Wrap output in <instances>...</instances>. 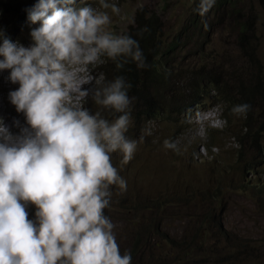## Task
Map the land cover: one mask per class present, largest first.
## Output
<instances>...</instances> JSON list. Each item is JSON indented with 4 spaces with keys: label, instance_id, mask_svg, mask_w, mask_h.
Segmentation results:
<instances>
[{
    "label": "rangeland",
    "instance_id": "obj_1",
    "mask_svg": "<svg viewBox=\"0 0 264 264\" xmlns=\"http://www.w3.org/2000/svg\"><path fill=\"white\" fill-rule=\"evenodd\" d=\"M107 2L116 4L119 14L111 8H101L99 0H81L76 7L89 5L107 12L111 22L106 30L114 35H124L139 14L144 23L150 15H157L159 34L162 31L163 40L168 42L183 32L194 0ZM240 2L238 9L243 11V18L252 20L249 40H240V29L233 19L225 18L218 23L212 13L204 30L209 38L206 43L196 32V41L192 39L181 50L182 56L188 52L193 55L183 59L182 65L189 68H178L181 74L191 72L193 67H205L216 75L219 73L233 91L238 90L239 81L245 84L253 78L264 81V0ZM25 38L32 37L28 33ZM197 40L199 43L195 45ZM16 43L25 47L33 44ZM104 55L99 54L94 62H66L73 83L79 71L86 73L81 90L88 91L83 97L79 93L69 94L68 102L75 107L90 108L92 114L99 112L111 122L120 113L92 99L94 89L103 79ZM9 71H0V80L7 81ZM16 88L18 84L5 87L9 92ZM214 95V91L204 95L186 114L166 111L159 116H144L137 110L139 100L129 95L130 123L125 135L136 141L137 147L126 164L122 163L123 154L119 150L110 153L126 189L110 186L109 206L104 214L115 225L121 254L130 252L132 264H264V192L242 187L256 176L264 182V162L259 163V150L247 144L242 151L244 158L256 166L254 172L248 171L239 159L241 143L237 134L244 116L231 112L228 123L222 117L226 104ZM10 104L9 93L4 95L0 89V118L13 134H18L20 129L15 121L27 126L25 116ZM255 117L264 119L261 104ZM165 140L174 142L179 151L166 148ZM260 140L264 143V131ZM26 209L28 218L35 221V205L28 204ZM226 235L233 238V243ZM133 247L136 252H132Z\"/></svg>",
    "mask_w": 264,
    "mask_h": 264
},
{
    "label": "clouds",
    "instance_id": "obj_2",
    "mask_svg": "<svg viewBox=\"0 0 264 264\" xmlns=\"http://www.w3.org/2000/svg\"><path fill=\"white\" fill-rule=\"evenodd\" d=\"M215 2L199 0L198 13L204 16ZM76 4L37 0L28 10L29 20L39 22L28 47L0 29V71L10 70L8 80L18 84L9 100L27 125L15 121L20 131L13 134L0 118V264H132L104 214L110 186L126 189L110 153L119 150L126 164L137 147L125 135L131 85L117 77L94 89L98 105L120 113L110 122L70 105V92L83 97L88 91L74 86L66 62H94L106 54L117 67L131 60L144 68L145 57L136 39L106 30L107 12ZM99 4L119 14L116 4ZM249 108L240 104L232 112L244 115ZM164 146L179 151L174 142ZM28 204L36 207L35 221L28 218Z\"/></svg>",
    "mask_w": 264,
    "mask_h": 264
},
{
    "label": "trees",
    "instance_id": "obj_3",
    "mask_svg": "<svg viewBox=\"0 0 264 264\" xmlns=\"http://www.w3.org/2000/svg\"><path fill=\"white\" fill-rule=\"evenodd\" d=\"M80 1L77 0L76 5ZM36 2L37 0H0V29L3 30L5 38L13 43H34L32 38L26 39L25 35L39 26V22L33 24L28 16V10ZM240 4V0H216L211 10L201 16L198 13L199 0H194L192 10L183 26V32L174 35L168 42L163 40L162 31L159 34L161 26L157 15H150L144 23L142 15L139 14L134 24L129 26L124 35L131 36L139 42L145 57L146 67L140 68L136 62L131 60L123 64L122 67H117V61L111 60L105 54L103 56L104 62L101 65L104 66L101 70L103 79L96 88L103 87L104 84L117 77H123L126 84L131 85L128 88V94L139 100L140 104H138L137 110L142 112L144 116H159L166 111L172 112L173 115L186 114L199 103L204 95H208L212 91L215 92L214 98H219L226 104L222 117L228 123L231 121V112L234 106L250 105L247 113L243 115L244 124L241 125L237 135L241 143L239 159L247 166L248 171L254 172L253 169L256 166L244 158L242 149L247 144L248 147L259 150L258 154L261 156L259 163L264 162V143L260 140V135L264 131V119L255 117L259 105L264 106V81L260 78L250 79L246 84L239 81L238 90L233 91L226 81H222L219 73L216 75L212 70L205 67L198 69L193 67L191 72H184L185 75L181 74V70L178 69L189 68V65H182V62L183 59L193 55H190V52L184 56L180 54L181 50L190 45L192 39L194 40L196 32L199 33V39H203V42L206 43L208 37L204 30L208 27L206 26L207 19L212 13L216 16L218 23L225 18L227 20L233 19L240 29V40H249L250 29L253 28L252 20L243 18V11L238 9ZM194 43L198 45L199 41ZM11 84L13 83L8 80H0L1 93L8 94L9 91L5 87ZM92 99L94 100L93 97ZM242 187L247 189L255 187L258 192H264V182H261L258 176L248 179ZM146 235L147 233H145L144 241H146ZM226 239L233 243V238L226 235ZM171 241L175 243L174 240ZM136 244L134 247L137 246ZM234 244L238 245L237 242ZM134 247L132 252H136Z\"/></svg>",
    "mask_w": 264,
    "mask_h": 264
},
{
    "label": "bare ground",
    "instance_id": "obj_4",
    "mask_svg": "<svg viewBox=\"0 0 264 264\" xmlns=\"http://www.w3.org/2000/svg\"><path fill=\"white\" fill-rule=\"evenodd\" d=\"M72 72V71H71ZM86 75V73L85 72H81V71H79L78 72V75H77V78H76V82H74L75 83V85H76V87H78V85H79V88L81 89L82 87H81V85L83 84V79H84V76ZM72 78H73V76H72ZM73 83V84H74ZM74 85V86H75ZM78 92H76V91H72V92H70V95H72V96H74L75 94H77Z\"/></svg>",
    "mask_w": 264,
    "mask_h": 264
}]
</instances>
